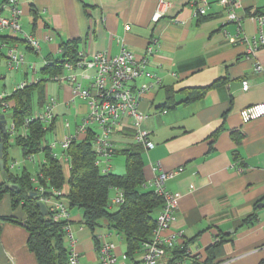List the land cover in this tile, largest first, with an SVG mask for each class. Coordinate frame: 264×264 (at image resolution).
Wrapping results in <instances>:
<instances>
[{"label": "crops", "instance_id": "crops-1", "mask_svg": "<svg viewBox=\"0 0 264 264\" xmlns=\"http://www.w3.org/2000/svg\"><path fill=\"white\" fill-rule=\"evenodd\" d=\"M5 1L0 0V5ZM202 2H206L204 14H198ZM18 6L21 31L34 36L39 49L29 47L21 35L0 30V94L9 96L20 82L37 80L41 68L60 57L64 42L77 40L78 52L88 56L99 52L113 56L123 49L143 56L146 48L152 47L148 70L160 83L139 103L140 110L147 114L143 127L154 143L152 149L142 148L144 188L153 190L149 184L161 172L177 171L165 183V189L178 203L176 219L167 235H176L173 241L178 247L187 243L191 255L182 264H202L208 257L207 249L223 235L225 242L210 264H264V116L247 123L240 117L241 110L264 101V75L254 71L256 62L264 67V49L251 57L244 42H232L224 34L228 31L236 37L237 31L234 23L225 21L219 0H18ZM262 10L264 0L238 1L240 35L257 36L253 16ZM2 37L14 41L7 43ZM11 45L25 57L21 68L10 70L6 66ZM1 67H5L6 75ZM73 73L79 75L80 71ZM66 74L64 69L59 76ZM245 81L249 88L243 91ZM213 82L217 85L202 98L184 102L190 89ZM42 98L44 105L35 107L33 113L42 110L49 98L57 103L56 117L62 116L64 121L70 111L73 113L69 129L61 125L55 132L59 127L56 121L55 129L46 134V144L53 154L60 155L63 139L73 133L88 108L65 80H49ZM18 133L23 134V129ZM111 142L114 153L108 163L114 170L113 158L137 143L134 132L124 126L115 130ZM39 155L33 175L44 161ZM14 156L15 163L10 158L9 165L17 173L26 167L25 163L17 165ZM115 171L119 172L116 167ZM3 181L0 169V183ZM69 212L76 241L73 249L80 264H100L93 238L98 234L115 244L119 257L125 254L124 239L106 223L93 235L80 224V210ZM251 214L256 220L245 226L243 220ZM0 216L24 219L20 207L12 209L8 194L0 201ZM114 237L121 239L116 241ZM27 239L23 225L5 222L0 233V264H38L27 248Z\"/></svg>", "mask_w": 264, "mask_h": 264}, {"label": "trees", "instance_id": "trees-1", "mask_svg": "<svg viewBox=\"0 0 264 264\" xmlns=\"http://www.w3.org/2000/svg\"><path fill=\"white\" fill-rule=\"evenodd\" d=\"M3 41H14L9 37H2ZM78 41L64 42L60 46V57L53 62L45 64L39 78L21 90L13 91L4 100L9 103L10 118L17 132L10 142L9 128L2 134L4 181L0 183V201L5 194L10 196L12 209L20 207L24 219L18 220L13 216H0V233L5 222L23 225L28 232L27 248L33 253L38 264H68V251L64 246L65 221H54L53 211L47 207L43 214L38 202L40 198L52 196V189L61 191V196L68 204L69 210L81 211L80 224L87 227L94 235L95 230L106 226L120 234L125 241V256L130 261L139 254L140 244L151 238L152 230L156 226L157 213L163 207L164 200L153 190L144 187L142 147L135 145L123 150L125 157V173L116 175L103 174L95 165L97 155L94 150L95 132L89 129L84 136L71 140L65 155L69 159L70 169L66 171L65 164L53 157L45 138L49 131L55 129V116L52 123L47 126L39 120L31 121L25 133H18L23 129L25 120L33 114L35 107L44 105L43 94L45 84L58 76L64 70V64H73L78 58ZM211 85L190 89L185 103L200 99L207 90L215 87ZM0 115H3L0 113ZM57 127V126H56ZM16 146L20 149L23 158L30 155L41 154L44 161L39 165L43 176L33 181V174L26 168L19 172H12L9 165V148ZM7 184L18 186L17 191H11ZM36 184L43 186L44 192L39 195ZM67 187V192H64ZM113 188L120 189L124 194V203L112 210L109 198ZM256 220V215L251 214L243 220V224L251 226ZM69 223V222H68ZM225 236L218 237V242L207 249L208 257L202 264H210L219 247L225 242ZM98 244L96 236H93ZM172 261L181 262L189 257L187 243L175 248L172 252ZM193 264H197L193 262Z\"/></svg>", "mask_w": 264, "mask_h": 264}, {"label": "built area", "instance_id": "built-area-1", "mask_svg": "<svg viewBox=\"0 0 264 264\" xmlns=\"http://www.w3.org/2000/svg\"><path fill=\"white\" fill-rule=\"evenodd\" d=\"M239 0H219L223 8L225 21L236 25V37H231L228 31L224 34L231 38L232 42L242 41L246 45V53L251 57L264 49V10L259 11L253 16L257 26L258 34L254 37H246L240 35L242 33L241 18L236 12V6ZM206 2H202L197 8L198 14H204ZM3 12L6 15H3ZM21 11L18 6V0H6L0 5V30H7L13 36L21 35L22 39L33 50L39 49L37 39L32 35L24 34L21 31L19 17ZM6 55V66L8 69H18L24 66L25 57L14 46H8ZM153 52L152 47L148 46L143 56H137L127 50H121L117 55H107L103 52L86 55L84 52H78L77 61L73 64L65 63L64 69L68 74L53 77L54 81L65 80L71 83L74 96L84 99L88 108L87 114L77 124L73 133L65 136L61 143L63 152L53 154V157L65 164V169H70L69 159L65 155V151L71 140L82 137L91 129L95 132L94 150L97 155L95 165L103 174L111 173V165L108 163L109 158L114 153L111 135L120 127H129L134 132L135 142L145 150L152 149L154 143L150 140L149 133L143 127V123L147 119V114L140 110L139 103L143 95L149 92L154 85H159L157 76L148 70V56ZM79 70L80 74L73 72ZM256 73L264 75V67L256 62L254 65ZM92 72V73H91ZM37 80H24L17 84L14 91L21 90L24 87L35 83ZM86 82V83H84ZM249 88L248 82H243L242 90ZM6 96L0 94V111L4 115L10 108L8 102L4 100ZM57 103L55 99L49 98L42 110L34 112L25 120L23 132L27 130L28 124L33 120H39L43 124L49 126L55 117V109ZM264 116V101L253 104L240 112L243 123L259 119ZM65 129H69L71 125L68 122H61ZM10 129V137L15 132L13 124ZM11 142V139H10ZM52 147L55 144L51 145ZM35 155L27 157L28 161L36 164ZM14 167V164L11 166ZM18 169H20L18 167ZM177 171L161 172L156 175L154 181L149 184L153 187V191L161 196L164 200L163 207L156 218V226L152 230L151 238L140 244L139 254L132 260H128L123 254L118 256L116 246L107 239V236L98 234V244L96 247L100 264H182L183 261H172L171 252L178 247L175 244L174 237L176 235H167L170 231L172 223L175 221L176 210L178 208L177 198L165 189V183L172 178ZM43 173L40 169L34 174L33 181L37 182V177H42ZM144 185H147L146 183ZM36 190L39 195L44 192L43 186L36 184ZM52 196L49 198H40V201L53 211V220L67 222L64 226V246L68 251V264H80L79 255L73 249L76 241L70 227V210L67 202L61 196V191L52 189ZM114 195L109 198L112 206H120L124 203V194L118 188H113ZM218 242V237L214 243ZM182 245V244H181ZM180 245V246H181ZM188 252V250H187ZM189 254V253H188ZM191 255V254H189ZM191 257V256H190ZM192 264V263H191Z\"/></svg>", "mask_w": 264, "mask_h": 264}, {"label": "rangeland", "instance_id": "rangeland-1", "mask_svg": "<svg viewBox=\"0 0 264 264\" xmlns=\"http://www.w3.org/2000/svg\"><path fill=\"white\" fill-rule=\"evenodd\" d=\"M4 68L5 67H1V72L2 73H4L5 75H6V72H5V70H4ZM2 88H3V81H0V90H2ZM14 91V90H13ZM49 93L51 92L50 90L48 91ZM71 113H70V115L69 116H65L64 117V121L62 120V116L61 117H59V127L57 126V129H56V131L55 132H59V130H60V128H61V122H63V123H65V122H68L70 125H73V113H72V111H70ZM69 113V112H68ZM4 116H5V121H6V123H7V125H12L11 123V119H10V112H7V113H5L4 114ZM48 135L46 136V138H45V141H46V139L48 140ZM16 154V158H18V162H17V165L19 164L20 166H23V163H25V167L31 172V173H33V171L35 170V168L33 167V164L29 161V162H27L26 160H24V158L22 157V153H21V151H20V149L18 148V147H11L10 149H9V156H10V158L11 159H13L15 156V154ZM41 159V156L40 155H38V156H36L35 157V160L36 161H39ZM13 161H14V159H13ZM13 163H15V161L13 162ZM112 164H113V166H114V170H112V173H115V174H117V173H123L124 172V170H125V157L124 156H122V155H116L114 158H113V160H112ZM115 167L117 168V170L119 171V172H116L115 171ZM114 195V193L113 192H111V195H110V197H112ZM117 207L116 206H112L111 207V209L112 210H115ZM114 231V230H113ZM115 232V231H114ZM115 239H116V241L118 240H120L121 238H119V239H117L116 237H114ZM114 239V240H115ZM122 243V242H121ZM123 244H124V242H123Z\"/></svg>", "mask_w": 264, "mask_h": 264}, {"label": "water", "instance_id": "water-1", "mask_svg": "<svg viewBox=\"0 0 264 264\" xmlns=\"http://www.w3.org/2000/svg\"><path fill=\"white\" fill-rule=\"evenodd\" d=\"M8 130V125L5 121V116L0 115V169L2 171V174L5 176V171H4V161H3V142H2V134H5ZM8 188L11 191H17L18 186L13 185V184H7ZM38 206L40 207L41 211L43 214L47 213V206L43 204L41 201L37 203ZM264 204V203H263Z\"/></svg>", "mask_w": 264, "mask_h": 264}]
</instances>
